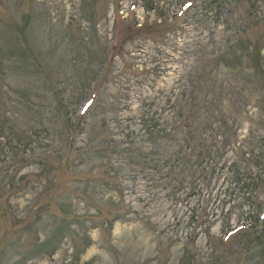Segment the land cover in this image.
<instances>
[{"label": "rangeland", "instance_id": "obj_1", "mask_svg": "<svg viewBox=\"0 0 264 264\" xmlns=\"http://www.w3.org/2000/svg\"><path fill=\"white\" fill-rule=\"evenodd\" d=\"M260 215L264 0H0V264H264Z\"/></svg>", "mask_w": 264, "mask_h": 264}, {"label": "trees", "instance_id": "obj_2", "mask_svg": "<svg viewBox=\"0 0 264 264\" xmlns=\"http://www.w3.org/2000/svg\"><path fill=\"white\" fill-rule=\"evenodd\" d=\"M149 10V9H148ZM160 16V15H159ZM207 103H209V105L208 106H205V107H209V106H211V105H214V103H213V101L212 100H209V101H206ZM191 106H197V103L194 101V99H186L185 101H184V103H183V107L184 108H186V115H187V117H186V115L184 116V122H183V127H185V125L186 126H188V123H186L187 122V120L190 118V116L191 115H194V113H192V112H189V107H191ZM186 117V118H185ZM178 124H182V121H178ZM195 131H197V129L195 128ZM217 166V163H214L213 165H212V170L215 168ZM204 171H205V169H204ZM214 171V170H213ZM198 175H203V173L202 174H200V173H197L196 174V176H198ZM195 176V177H196ZM245 177H249L248 175L247 176H245Z\"/></svg>", "mask_w": 264, "mask_h": 264}]
</instances>
